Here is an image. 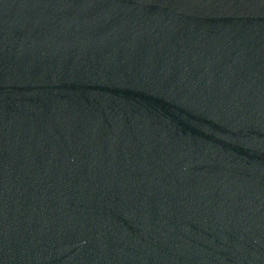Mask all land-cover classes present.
<instances>
[{
    "label": "water",
    "instance_id": "obj_1",
    "mask_svg": "<svg viewBox=\"0 0 264 264\" xmlns=\"http://www.w3.org/2000/svg\"><path fill=\"white\" fill-rule=\"evenodd\" d=\"M0 264H264V0H0Z\"/></svg>",
    "mask_w": 264,
    "mask_h": 264
}]
</instances>
